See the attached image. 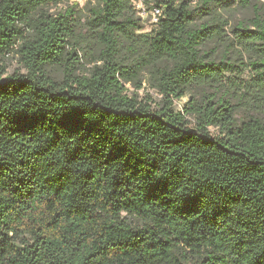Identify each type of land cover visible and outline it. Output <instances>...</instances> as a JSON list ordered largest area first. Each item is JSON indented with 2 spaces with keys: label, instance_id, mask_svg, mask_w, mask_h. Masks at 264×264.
<instances>
[{
  "label": "trees",
  "instance_id": "16d2710c",
  "mask_svg": "<svg viewBox=\"0 0 264 264\" xmlns=\"http://www.w3.org/2000/svg\"><path fill=\"white\" fill-rule=\"evenodd\" d=\"M134 1L0 0V264H264V14L227 38L223 0H157L141 33Z\"/></svg>",
  "mask_w": 264,
  "mask_h": 264
},
{
  "label": "rangeland",
  "instance_id": "374dc122",
  "mask_svg": "<svg viewBox=\"0 0 264 264\" xmlns=\"http://www.w3.org/2000/svg\"><path fill=\"white\" fill-rule=\"evenodd\" d=\"M249 3L243 2V0H223V1H215L211 4L213 9H215V12L217 14L221 15V17L227 21L228 25L223 27L224 34L227 38H232L234 35L232 33V28L238 24L239 22H242L244 20L250 19L254 16V10L253 5L258 4L261 8V13L264 14V0H248ZM157 0H135L132 4V7L134 9V13L136 18L139 19L140 23L144 25V28L139 31L141 33L145 32H151L154 28V9L155 4ZM97 3V0H87L84 4L79 5L76 8V14L78 16L77 23H84L89 17H91L90 8L95 6ZM70 6L69 3H62L59 6L56 5H47L45 6V10H47L52 15H58L59 13H63L66 8ZM192 7L197 8L195 11L196 19L194 23L200 24L207 20L208 15L206 14L207 11L204 9H201L199 11L198 8H204L202 2L200 0H193ZM82 34V33H81ZM83 49H78L77 52L79 56L81 57L82 65L78 73L87 74L88 70L93 67V64H89L88 60L96 57L99 54L97 45L93 42H87L86 39H84V42H82ZM213 46H206L204 49H202V52L205 53H211L213 50ZM226 49L219 48L216 53L220 56L225 52ZM236 55V54H235ZM241 61H244L248 63L250 61V55L245 54L243 55V59ZM0 63L6 64L8 75H11L15 72H24V69L19 61V56L15 52H11L10 54H7L6 56L2 57L0 56ZM237 62V64H239ZM48 71L52 77L55 79H62L63 77V70L60 67H49ZM252 75L250 71H247V73L244 75L246 78H249ZM230 76V75H229ZM128 87L130 88L131 94H138V98L140 101L145 102L148 100L149 96H151V106L152 109L158 110L163 105V96L154 88L150 87L147 82H144L142 88H137L136 86L129 84ZM192 100L190 95L185 96L181 100L175 101V109L178 111H181L185 114L186 106L189 104V102ZM187 119L195 123L194 118L187 115ZM211 131L217 135L220 134V131L211 128Z\"/></svg>",
  "mask_w": 264,
  "mask_h": 264
},
{
  "label": "built area",
  "instance_id": "2783aa9c",
  "mask_svg": "<svg viewBox=\"0 0 264 264\" xmlns=\"http://www.w3.org/2000/svg\"><path fill=\"white\" fill-rule=\"evenodd\" d=\"M87 0H67V3H69L70 5H74V4H84ZM154 9V25L159 23L160 20V16L162 15V10L158 7L155 6Z\"/></svg>",
  "mask_w": 264,
  "mask_h": 264
}]
</instances>
